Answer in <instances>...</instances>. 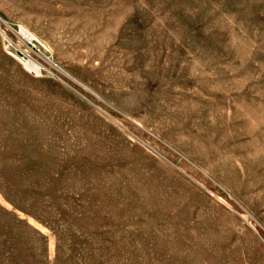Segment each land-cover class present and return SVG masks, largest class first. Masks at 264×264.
I'll list each match as a JSON object with an SVG mask.
<instances>
[{
	"label": "rangeland",
	"instance_id": "obj_1",
	"mask_svg": "<svg viewBox=\"0 0 264 264\" xmlns=\"http://www.w3.org/2000/svg\"><path fill=\"white\" fill-rule=\"evenodd\" d=\"M0 264H264V0H0Z\"/></svg>",
	"mask_w": 264,
	"mask_h": 264
},
{
	"label": "bare ground",
	"instance_id": "obj_2",
	"mask_svg": "<svg viewBox=\"0 0 264 264\" xmlns=\"http://www.w3.org/2000/svg\"><path fill=\"white\" fill-rule=\"evenodd\" d=\"M21 32H22L23 35H25L29 39H32L33 35L27 29H25L24 26L21 27ZM25 64L28 67L36 69L37 71L40 70V67L37 64H35L34 62H32V61H26Z\"/></svg>",
	"mask_w": 264,
	"mask_h": 264
}]
</instances>
